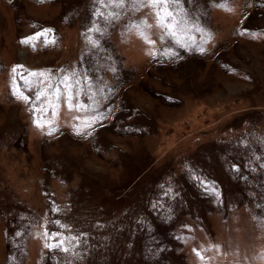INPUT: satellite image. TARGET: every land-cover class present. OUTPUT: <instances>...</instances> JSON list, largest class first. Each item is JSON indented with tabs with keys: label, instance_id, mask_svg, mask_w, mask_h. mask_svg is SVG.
<instances>
[{
	"label": "rangeland",
	"instance_id": "rangeland-1",
	"mask_svg": "<svg viewBox=\"0 0 264 264\" xmlns=\"http://www.w3.org/2000/svg\"><path fill=\"white\" fill-rule=\"evenodd\" d=\"M0 264H264V0H0Z\"/></svg>",
	"mask_w": 264,
	"mask_h": 264
},
{
	"label": "snow or ice",
	"instance_id": "snow-or-ice-1",
	"mask_svg": "<svg viewBox=\"0 0 264 264\" xmlns=\"http://www.w3.org/2000/svg\"><path fill=\"white\" fill-rule=\"evenodd\" d=\"M136 3H143V0H135ZM153 4H167L169 0H151ZM166 15H171V13H165Z\"/></svg>",
	"mask_w": 264,
	"mask_h": 264
}]
</instances>
